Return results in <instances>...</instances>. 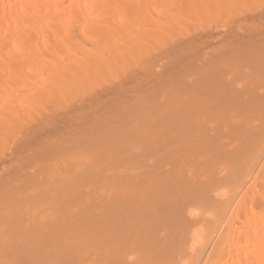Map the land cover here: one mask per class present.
I'll return each mask as SVG.
<instances>
[{
    "label": "bare ground",
    "instance_id": "obj_1",
    "mask_svg": "<svg viewBox=\"0 0 264 264\" xmlns=\"http://www.w3.org/2000/svg\"><path fill=\"white\" fill-rule=\"evenodd\" d=\"M141 1H143V3H141ZM214 1L216 0H177V4H175L172 2V0H160L159 3L155 4L156 2H154L153 0H0L1 152L3 149V152L0 153V205L2 204L0 206V220H3L6 225L3 228L4 222L0 221V223L2 222L0 226L3 225L0 227V264H264V26L261 28L260 25V29H262H259L261 31L260 36L258 32L259 30L256 34V29L249 30L251 27H249V29L243 28L244 30H249L248 34L255 31L254 33L256 35H253V33L250 34V37L251 35H253L251 38H249L250 40H252V42L256 39V42H258V38L260 40L258 42L260 43L259 45L255 41L254 42L256 45L260 46L259 48H261L262 54L260 52V56H258L259 54L257 55L258 57L252 55L253 57H255V59H257V61H261L258 65H256L257 63L254 62V58H251L252 56L249 54V52H247L250 56H248V59L250 58L251 60H247L244 58L245 61L243 60L242 62V59L240 60L239 57L240 54L238 56L235 55L239 51L236 50V52H233L234 48H232V54L228 49L230 55L232 54L230 56L229 52L225 53V51H227V46L225 47L224 44L218 45L215 50L216 52H214L216 58L213 56L210 57L212 59L209 58L211 61L207 58V61L202 62L205 60V58H202L201 56V58L204 59L201 60V58L199 57L201 61L200 63L202 64L200 65V63L197 62V64H199L197 67H195L196 69L193 67L195 69L194 77L197 75L195 78H193V81L196 83L195 86H197V90L196 88H193L194 86H187L184 88L183 86H181L180 88L179 83V85L176 84L174 88L171 85L172 88H170L172 89V93L169 95L167 93V95L170 96L173 95V93L177 96L180 95V105L178 103H176L175 106H173V104H170V107L173 109V111L165 110L166 107L163 111V106H161V110L159 112H165L166 115H163L162 113L164 118L160 117L161 119H159V117H157V119L152 120L154 116L158 115V111L152 110L151 112V109H148L147 107H143L145 110L141 107L140 108L142 110L138 109L139 105H137L138 103H135L133 104V108L135 106L138 107H135L136 112H138L137 114L134 113V116L132 113V120L134 123H131L132 125L129 124L128 126L122 125L123 123L121 120H118V116L116 120V115L115 118L113 117V115L118 111L114 112V114L112 113V111H106L108 107L113 106V104L115 105V103L117 104V102L111 104L110 106L107 105V108L104 104L109 98H112V96L113 98L117 97L118 93L121 92L122 89H124L125 91L126 88L124 87H126V85L133 86L132 83L134 80L130 79L126 82V80L119 81L117 79L119 83L117 82L114 87H111L112 85H114L112 82H110L112 84L111 86L107 85L104 87L102 84V87L101 83L103 82V72H105L103 70L104 63L111 65L112 69L114 68V66L118 67L117 65H119V67H124L126 70L129 69L130 73L131 67L133 68L132 71L135 70V72H139V74L140 72L144 73V71L142 70L145 69V72L149 71L150 73H153L154 70L150 71L148 69H158V63L157 67L155 66L156 68L152 66V64L155 63V60L156 62L158 61V58L155 57L157 53H149L148 58L150 59V61L144 62L143 60V64L142 59H140L141 61H139L138 59L139 57L142 58V56H138V51L139 53H141L142 50V52L144 53L145 51H143V49L150 50L149 48L153 44L152 42H156L154 41L155 39L159 40L164 38L163 40H166V37L169 38L168 35L163 36L164 34L166 35V32H170V35L173 37L178 36V34H180V32L184 30L183 29L180 31L181 26L183 25L184 27L188 19L191 20L189 21V23H191L193 21H196L192 20L193 18H206L205 16L207 15V18L211 20L212 18L209 17V13L214 11V15V13L221 12L225 9L223 7L221 8L220 6L218 8L216 7L220 5V3L218 4V1L222 4L223 0H217L216 2ZM226 1L229 2L228 0ZM226 1L224 0V2ZM242 1L243 0H236L235 3L239 2V6H241L240 4H242ZM163 3H165L166 5H164ZM167 3L169 6H167ZM235 3H233V5ZM155 5H161L162 7L165 6V8L168 7V9L171 8V10L169 9V11L172 12L168 13V10L166 9V11L165 8L163 9L161 6V10L159 7H157V9L155 7L154 9ZM224 7H228V5ZM234 7L236 8L237 6ZM237 8L236 10H239L242 7L239 9ZM162 10H165L166 12L164 13L168 14L165 15L164 13H161L162 16L165 15L163 18L166 20H168L172 14L174 17L181 14V16H179L182 17V19L180 18L182 20L181 23L184 21L185 24L183 23L181 25L179 20L178 25L180 24L181 26L180 28L177 26L178 29L176 30H179V33L176 36H174L175 33L172 32V30L168 31L169 28L166 27V24L162 25L158 23L159 20L152 19L153 16H151L150 13L149 16L151 17L148 22H145V24H148L149 22L153 24V26L151 25V30L150 26H148V30V28L146 27L147 25L145 26L144 24L142 25L145 26L146 30L140 27L137 28V26L142 23L140 20H137L139 18L135 17L136 20L135 18H131L132 21L130 20V18H128L130 22L126 20L125 24L121 18L122 16H120V13L123 14V12L121 11H124V17L125 15H127V17H130V15L128 14H133L132 12H138L140 13L138 16L144 14L146 16V20H148L147 12L158 11L157 13H159L162 12ZM118 11H120V13L117 14ZM183 11L185 13H183ZM125 12L128 13L126 14ZM155 12L152 14L155 15ZM195 14H198L199 16L197 17L195 16ZM222 14H225V17H227V19L224 21L226 22L229 19V14ZM256 14H260V16H263L264 19V13L257 12ZM118 15L120 17H118ZM157 15L155 16L157 17ZM213 15L212 17H214L216 14L214 16ZM234 15H237V12ZM253 15L252 20L260 22L263 21V19L261 20L262 17L258 19V16L256 17L255 15L254 17ZM185 16L187 17V19ZM127 17L125 18L127 19ZM158 18L160 19V17ZM236 20L239 19L236 18ZM247 20H249V17L248 19H246V23L248 22ZM170 22H172V20H170ZM197 22H199V19L197 20ZM250 23H252V21ZM133 24H137V26H133ZM156 24V31H154V26ZM233 24L232 29H234L235 26L237 27H235L236 29H239V25L234 26ZM238 24H240V22ZM196 25L194 26L196 27ZM160 26V30H163L164 27H166L165 29H167H164L165 31L163 30V33L165 32L163 35L162 32L157 29L160 28ZM203 27L202 30H197L196 28V30H193V32H195L191 34L188 33L189 35L185 33L187 36H184V33L181 32L183 34L182 36H179L180 38L178 37L177 39H174L172 40V42H170L173 47L177 43H179L180 45L183 44L190 46L191 44L196 45L197 43H200L204 40H208L210 38L212 39L215 34H212V30L210 31L207 26V28ZM255 27L257 28V25ZM241 28L242 27H240V29ZM244 30L242 31L244 32ZM184 32H186V30H184ZM172 33L174 35H172ZM235 33L238 34L237 32ZM245 33L247 32L245 31L244 34ZM232 34L233 35L229 36L232 41L233 39L239 38L240 34L237 35L238 37L236 35L234 36V33ZM151 35L153 36L154 40H152L153 38L150 37ZM155 35L157 36L155 37ZM223 35L224 37H222ZM140 36L145 37L146 43L147 41L150 42V40H152V42H150L151 45L148 46L144 42L145 45H147L146 48L143 45L144 48L140 49L142 46H140L139 43H141V41H144V39H142L141 41L138 39L142 38ZM222 36L220 37L219 35L220 38L229 39L227 38V36H225V34H222ZM254 36H256V39H252L254 38ZM219 37L217 38L221 41L220 43L225 41L231 42L230 39V41L223 39L222 41L221 39H219ZM130 38H132V40ZM240 38H242L241 35ZM240 38L238 39L239 41L236 40L238 44L241 42ZM246 38H242V40H244V43ZM170 39L167 40V44ZM158 40L157 44L160 45L161 40H159V43ZM215 40L217 39L215 38ZM215 40L214 42H219L218 40ZM135 43L137 44V46L135 45ZM246 43H248V41H246ZM123 46H129L130 48L124 50ZM250 46L252 47V44ZM133 47L136 48L134 49ZM154 47H156L155 44ZM166 47L163 48V50L165 49L164 51L168 50L166 49ZM176 47H174V50H176ZM237 47L235 49H237ZM116 48H119L120 50H117ZM132 48L135 50V52ZM252 48H254V50L256 49L255 47ZM197 49L199 48L197 47ZM118 51L120 52V54L115 53ZM127 51H130L131 53L129 54ZM202 51L204 52L205 50L202 49ZM111 52L119 56L114 57L115 61L111 58ZM136 52L137 57L133 55V53L136 54ZM152 52H154L153 49ZM156 52H158L157 49ZM106 53L108 56L106 55ZM143 53H141L140 55H143ZM244 53L246 52L244 51ZM103 54H105L106 56H103ZM150 54L155 58H151ZM179 54L177 55V57H179L180 59L181 57L179 56ZM197 54L198 56H200L199 53ZM251 54H253L252 51ZM228 55L230 58L228 57ZM130 56L132 57V59L135 58L133 63L128 62ZM169 56H171V54L168 55V57ZM160 57L161 56H159V58ZM121 58L126 59V61L124 60L125 62H128V65H126H130L131 67L129 66L127 69L124 63L119 62ZM171 58L174 60L172 56ZM193 59L185 61L190 62ZM171 60H169L168 62H170ZM151 61H153V63H151ZM194 61L196 62V60ZM237 61H239V63ZM246 61H249L247 62L248 64L246 63ZM137 62H139L140 65H144L145 67L142 66V69ZM230 63H232L231 65L234 64L235 68L237 69H239L240 66L243 69H241L242 71L245 70L243 67L244 65H247V67L252 65L254 68H256V71L253 72L252 70L255 69H253V67L251 66L252 68L250 67V70L244 71L245 74H242L243 72L240 70H238V72L240 73V75L242 74L244 78L246 77L247 79L248 77V79H250L249 82H251V80L253 79L256 82H251V84L253 83L251 85L242 77V75L241 77L237 76V72L236 74L233 73L237 69H233L234 67H231ZM180 64L182 65V63ZM254 64L256 66H254ZM134 65L138 68V71L136 70ZM169 65L172 66L173 69L176 67L175 64V67L172 64ZM183 66L184 68L186 67L185 65H182V67ZM194 66H196V63ZM139 68H141L142 70ZM229 68L233 69L231 70V73L230 71L228 72ZM190 69H184L188 73L187 75L185 72L187 76L191 74H189ZM126 70L124 71L125 73ZM174 71L176 70H173V72ZM259 71L261 74L259 73ZM100 72L102 74H100ZM150 73L148 75H150ZM226 73H230L231 75L233 74L234 77H228ZM156 74L157 71L155 75ZM159 74L161 76V73L158 70V75H156L157 78H160ZM100 75H102V77ZM169 75L170 76L167 79L170 80L171 74ZM178 75H175L177 78H173L178 79ZM182 75V78H179L183 80L186 76ZM254 75H256L257 77L255 76L254 78ZM235 76L237 78L239 77L240 79L238 78L237 81H233L237 79ZM145 77H147V75H145ZM50 78L57 81V91H59L58 96H60V94L63 92L60 96L63 100H65L63 95L65 94L66 96V93H69L65 91L67 90V86L76 87L77 85H79L76 88V90L78 89L76 93H78L79 95L81 93V95H83V89H85V91L88 89L87 91L89 92H85V94L87 93V95H89L76 97L77 100L79 98L81 99L78 101L75 99V105V102L73 101V99H71L73 107L66 110L67 112L65 111V113L63 111L62 115L60 116L56 115L61 112L60 110L57 111V108H59V102L57 100L60 97L55 95L57 91L55 93H51V95L49 94L48 91L51 88L53 90L54 86L53 84L52 86L49 85V82H51L52 80L47 82ZM110 78H114V76L109 77V79ZM133 78L136 79L135 75ZM142 78L144 79V77ZM180 79L176 81H179ZM42 80H45V82H47V90L41 89L40 91V89L35 88L36 85L38 87L40 83L41 86H39V88H46L43 87ZM163 80L166 81L165 78ZM100 81L101 83H99ZM171 81H173V79ZM189 81H191V78L189 79ZM152 82L149 87L153 86ZM175 82L173 81L172 83H169V86L170 84H173ZM188 82L186 81V83ZM84 83L87 84L84 85ZM104 83H107V80ZM135 83L137 87L138 84L137 82ZM54 84H56V82ZM166 84L164 85L165 87ZM90 85L92 87H90ZM143 85H148V83ZM81 86L83 89L81 88ZM159 86L160 84L158 85V87ZM140 87L142 86L140 85ZM90 88L94 90H90ZM175 88L177 89V91L175 90L176 92L174 91ZM32 89H34V91H31ZM43 90L45 92H43ZM93 91H96L97 93ZM99 91L102 93H100ZM189 91L192 92L190 93ZM136 93H139L138 95L140 96L139 91ZM142 93H144L143 95H141V97L143 98L146 92L142 91ZM151 93L152 92L148 94ZM186 94H189L193 98L194 96L198 98V102L200 103L198 108L196 107V99L194 98V101L192 100V103H190V100L188 101L187 98H184ZM148 96L150 97V95ZM53 97H57V100L55 99L54 101ZM74 97L75 96L73 95V98ZM88 97L89 99H87ZM145 97L144 99H146ZM50 98L53 101H50ZM82 98L87 100L83 99V101ZM38 100L43 101V103H39ZM29 102L33 104H31L30 106L27 105ZM145 102L144 104L147 105V103ZM54 103L56 104V107L58 105L57 108H55ZM193 103L195 105L194 108L192 106ZM42 104H44L43 107H41ZM118 105L120 106V104ZM46 106L49 107L46 108L48 109L47 111H45L46 109L44 110V107ZM53 106L55 109L53 108ZM183 106L187 107H184V109ZM103 107L105 109L104 111L108 112L107 114L105 113V115L110 114L111 116L104 115L102 117L101 115L100 117H97L101 113L100 110ZM123 107L126 106L123 105ZM180 107L183 108V110H180ZM34 109L38 110L35 111L37 112V114L34 112ZM49 109L50 111H52L50 112ZM108 109L110 110V108ZM176 110H178L177 113ZM193 110L194 112H192ZM99 111L100 113L98 114ZM40 112L42 113V115L40 114ZM23 114L24 117H28V115L30 117V114H33V117L35 118L32 119H34L35 121L31 120V118H24ZM90 114L93 115L92 118L88 117V115ZM36 115H38L39 118H43L44 116L46 119H49H44V124L47 122L58 124L55 125V127L57 126V128L53 129L54 126L53 124L51 125V123H49L48 126H44L42 122L38 124V121L36 123V126L34 127L37 128L38 125L39 127L35 132H33L32 128L34 127L32 125L37 121ZM47 115L49 116L47 117ZM122 115L125 114L122 113ZM137 115H139L140 118H142L143 115L144 117L152 118H147V121L149 122L145 124L147 122L146 119H144V121L137 117ZM107 117L110 120H108ZM167 117H169L171 120H166ZM77 119H79V122L81 121V123L77 121V123L80 124L79 127L76 122V124L73 123V121ZM99 119L102 122H106L102 123ZM172 121L175 123L179 121V123L171 124ZM137 123H143V126L145 127V134L144 132H142V134L139 132L140 135L137 134L138 136H135V134L138 133L140 126L139 124L137 125ZM149 123L151 124V126H148L150 125ZM154 123H156V125ZM71 124L73 126L77 125L75 126L76 130L75 128L73 130L71 129ZM100 124H105L106 127L110 124L113 125V127L115 126L117 129L122 126L123 128L126 127L128 131H126L125 129L124 137H121L117 132L114 133L112 131H108V134L106 127L104 128L105 133H101V131H99ZM152 124H154L155 126ZM30 126L32 128L29 133L28 130L30 129ZM48 127L53 128L52 130H50L51 128L49 130H46L48 129ZM59 127H64L66 129H61ZM17 128L19 130L21 128L22 129L21 131H19ZM67 128H70L72 132L74 131V133L75 131L79 130L81 133H75V135H77L76 139L81 137L79 135L85 137H82V143L80 138L75 140L74 133H72V136H69L68 133L62 131L64 130L69 132ZM132 128H134V130ZM11 129L17 131H14V133L13 131H11V133L7 134ZM23 129L26 130L23 131ZM59 129L62 131V134L59 132ZM135 130H137V132ZM18 131L19 134H17ZM57 133H60L61 136H59L60 134L57 135ZM160 133L162 135H159ZM106 134L111 135L107 137ZM148 134L153 137L152 139L150 138L149 142H147L145 137H148ZM155 134L156 136H153ZM25 135L26 137H23ZM63 135L68 137L67 141L63 140V142L67 145V147H70V152H72L74 148H76V150H74L72 153H75V151L78 150L80 151L79 145L75 144V141H80V145H82L83 143L85 145H90L91 148H88L86 152H88V154L92 152L93 154L85 156L86 154L84 151H82L84 154L82 152L79 153L81 154L80 162H82L83 160L85 161L86 158H89L84 163H82L83 165L81 164L82 166L85 165L86 168L84 167L83 169H79L78 165H80V155H72L69 152L68 155L72 156H69L68 158L64 157V161L65 159L66 161L73 159V162L74 159H79L78 163H76L77 165H75L74 163H71L70 166H68L69 163L67 165H64V169L65 166L67 169L68 167H70L69 170L64 173L67 177H62L64 175H62V173L60 172L57 173L56 170L63 171L61 168V170L58 168L52 171L53 173H55L56 171V174H61V179L67 178L66 182H64L63 185L58 186L59 191L57 190V193L55 192V190L58 187L54 189V191H52L53 189H51V193L54 192V194H58L61 191L63 193L62 197H59L57 195L58 197H55L56 199L54 200L53 194L52 196L48 194L50 192H48V190H46L45 188V177L41 176L42 174L40 173H44L42 165L44 164L43 162H46L45 160L47 158V154L49 153L48 148L50 150L51 145H53L51 147H53L52 149H54H51L53 151L51 155L53 154L54 157L55 155L56 157L58 156L60 149L56 144H63L61 139L66 138L62 137ZM55 136L57 138L58 136L61 137V139H56L57 142L60 140L61 141L58 143L53 142V144L50 143L49 145L47 142L50 139L53 140ZM6 138H8V141L6 140L7 143L11 144L7 146L8 144L5 143L7 147L3 145V142H5L4 139ZM132 139H135L136 141L133 142V146L135 144V148L133 149L132 147L131 150H129L133 153L129 152L126 148L121 147V145L119 144V142L122 141L128 143L130 141L127 140L132 141ZM10 140L11 142H13H9ZM68 140L71 141H69V144ZM114 141L116 143V146ZM106 142H108L110 146H107ZM117 143L118 146L123 148L121 149L124 154L123 158H121L120 154H118L119 156L117 157L115 156ZM1 144L4 146V148H2L3 146ZM13 144L14 148L12 149V151L10 150V152L8 148H12ZM72 144H74L75 146L71 150ZM112 144L115 147L114 150L111 147ZM151 145H153L152 147L154 148H152ZM165 145L166 147L164 148ZM155 146H158L157 149H155ZM45 147L47 148L48 153L46 152ZM62 147L64 148V146ZM109 147H111V149ZM145 147L148 148L146 149ZM6 149L8 150V152ZM29 149L35 150V152L36 150L39 151L41 149L46 153V155H44L45 160L44 158H42L43 155L40 156L44 161L41 162V159H39L40 161L38 160L41 166L39 164H36L35 167L32 168V170L36 169L37 171L39 169H42V171L39 170V172H36V175H28V173L25 174L23 172V165L24 163H27L25 162L24 157L26 158L25 155L28 154ZM144 149L148 152L146 154L148 155L147 159H145L146 155H144ZM149 149L151 150V152ZM26 150H28L27 153L24 152ZM134 150L138 152H135ZM39 153L37 155H39ZM134 153H142L141 155H144L142 159L144 160L139 161L137 155ZM6 154L10 155L9 160H7L5 156ZM131 154H133L134 157ZM83 155L85 156V159ZM126 157L128 158L126 159ZM129 157H133V160H136L138 163L136 161H133ZM109 158L110 160L112 158V161H114L113 163H115L116 161V164L122 161L121 159H124L125 162H120L118 164L119 166L117 165V167L113 168H108V165H104L103 167H101L103 163L102 160H107V162H109ZM9 161H13L11 165H9ZM34 163L38 162H33V166ZM56 164L58 163H55L54 167ZM133 165H137V167H134ZM38 166L41 168L37 169ZM72 166L74 168H78L73 171L72 169L74 168ZM10 170H12L11 176H9ZM70 170L72 171L71 173ZM50 172L48 171L47 173ZM49 176H46V178L48 177L49 179H52V181H55L53 180L52 176L51 178ZM58 179L55 181V183L58 182ZM61 179L60 181L64 180ZM51 183L46 184L47 188L48 184ZM55 183L53 182L52 184ZM45 192L51 197H46L47 194ZM43 193H45L43 200L48 201L49 198H53V202L51 203L50 208L48 207L49 212H47V208L44 207L42 198H39L40 196L42 197ZM27 198H35L39 199L40 201L42 200V202H40L39 200H34L35 202L37 201L36 203L33 202V200L30 201L33 202V204L35 203L36 207L38 206V203L39 205L43 204L42 207L44 209L41 206L37 207L40 209V211L37 212L39 215L45 214L43 218L42 216H40L41 219H36L35 217L37 216L38 218V215L35 212L34 214L36 216L32 214L33 211L30 213L32 204L30 203L31 205L29 204V207H27V203L29 202L24 203L23 201L24 199L26 201ZM29 199L27 201H29ZM51 199L49 201H51ZM11 207L12 209H10ZM26 207L28 211L26 210ZM4 209H8L10 211L8 212ZM20 209L21 213L19 212ZM23 210L24 212H29L31 217L28 216V218H26L25 216L27 213H25V215L22 214L24 213L22 212ZM14 211H16L15 214L19 212L22 215H19V213L17 215H14ZM45 212L49 214L52 213V216L48 215L49 217L51 216V219L48 218V216L46 215L47 213ZM32 215L35 217H33ZM60 215H65L66 217H59ZM18 216H22L24 219L19 218Z\"/></svg>",
    "mask_w": 264,
    "mask_h": 264
},
{
    "label": "rangeland",
    "instance_id": "obj_2",
    "mask_svg": "<svg viewBox=\"0 0 264 264\" xmlns=\"http://www.w3.org/2000/svg\"><path fill=\"white\" fill-rule=\"evenodd\" d=\"M145 1H146V0H145ZM148 1H150V0H148ZM153 1L156 2L155 4H157V3H159L160 0H153ZM174 1H175V2H174ZM176 1H177V0H172L173 3L177 4ZM179 1H180V0H179ZM209 1H210V0H209ZM216 1H217V0H216ZM216 1H214V2H216ZM220 1H222V0H220ZM225 1H226V0H225ZM228 1H229V2H227V1L224 2V0H223V1H222V4H224V5H222L221 2L218 1V4L220 3V5H218V6H216V7L218 8V7L220 6L221 8L223 7V8H225V9L222 10L221 12L214 13V15L216 14L215 16L213 15V12H214V11H212L211 13H209V12L211 11V10H210V11L208 12V13L210 14L209 17L212 18L211 20H210L209 18H207V17H208L207 15L205 16V17L207 18V21H206V18H200V17L197 18V19H194V18H193L192 20H196V21H193L195 24H194L193 22H191V23H192V26H191V23H189V21H191V20L188 19V21L186 22V25H184L185 28H184L183 25H182V24L184 23V21L181 23V21H182V20H181L182 17H179V16H181L180 13H179V14H180L179 16L176 15L175 17H174L173 14H172L168 20H166V19L163 18L165 15H168L167 13H166V14L164 13V12H166L167 10H168V13H171V12H172V11H171V12L169 11V9L171 10V8L168 9V7H167V6H169L168 3H167V6H166L167 8H165V6L162 7L161 5H155V6H154V9H155V7H156V9H157V7L160 8V6H161L163 9L165 8V10H166V9H167V10H166V11H165V10H164V11L162 10V12H159L160 14L157 13L158 11L155 12V11H156V10H155V11H154V12H155V15H157V14L160 15V16L157 15V17H156L155 15L152 14V13H154V12H150V11L147 12L148 15H147V14H146V15L148 16V20H146V16H145L144 14L138 16V15L140 14V13H138V12H136L137 15H136L135 12H132L133 14H128V15H130V17H129V16L127 17V15H125V17H127V19H126V18L124 17V11H121V12H123V14L120 13V11H118L117 14L120 13V16H122L121 18H122V20L124 21L125 24H126V20L129 21L128 18H130L131 21H132V19L135 18V17H136V18H139V19H137V20H140L142 23H141L140 25H138V26H137V24H136V25L133 24V26L135 25V26H137V28L140 27V28L146 30L145 26L147 25L146 27L148 28V30H149V27H148V26H150V30H151V28H152L151 25L153 26V24H151L150 22H149L150 24H149V23H148V24H147V23L145 24V22H146V21L148 22L149 19H150V17L153 16L152 19L159 20V22L157 21L158 23H160V24H162V25H165V24H166V25H167L166 27L169 28L168 31H169V30H172V32L175 33V35L172 33V35H174V36H176V35L179 33V32H178L179 30H178V31L176 30V29H178L177 26L180 28V26L182 25L181 28H180V31L184 29V30H186V32H184V30H183V31H181V32H183L184 34L180 32V34H178V36L173 37V36L170 35V34H171L170 32H166V35H165V34H164L165 32L163 33V30H164L166 27H164V29H163V27H162L163 30H160V29H161V26H160V28H157V29H158L159 31L162 32V35L164 34L163 36H167V35H168V37H169V38L166 37V38H165L166 40H163L164 38L159 39V40H161V41H160V45L157 44V40H158V39H155V40H154V38H153L152 35H151L150 37L153 38L152 40L156 41V42L154 43V42H152V40H150V42L153 43L152 45H151V43L148 42V41H147V43L145 42V41H146L145 37L140 36V37H142V38H141V39L138 38L140 41H141L142 39H144V41H141L142 45H141V43H139L140 41L138 42V43L140 44V46H142L140 49H143V48H144L143 45L145 46V48H146L147 45H148V46L151 45V47L149 48L150 50H148V49H147V50H146V49L144 50V49H143V51H145L144 53H143L142 50H141V53H143V55H140L141 53H139V51H138V56H142V58H140V57L138 58L139 61H141L140 59H142V62H143V60H144V62L150 61V59L148 58V57H149L148 54H149V53H151V54H156V53H157L155 57L158 58V61L156 62V60H155V63H156V64L153 63V61H151V63H153L152 66H154V67H155V66L157 67V63H158V69H157L156 67H155L156 69H152V68H149V69H148V68L146 67V68H147L148 70H150V71H151V70H152V71L154 70L153 73L151 72L152 74H151L149 71H148V72H145V71H146L145 68H144L145 70H142L143 67H145V66H144V65H140L139 62H137V63H139V65H140L141 68H142V69H141V68H139V69H141L142 71H144V73H141V72H140V74H139V72L136 73L135 70L132 71L133 68L129 65V66L131 67V68H130V69H131V73H130V71H129V69H128L129 66H127V65H128L127 63H128V62L133 63V61H134V59H135V58L132 59L131 56H130V59H129L128 62H125L126 59H124V58H121V59L119 60V62H122V63H124L125 65L127 64L126 67H127L128 70H126L124 67H123V68H122V67H119V65H117L118 67L114 66V68L112 69V68H111V67H112L111 65H108V64H105V63H104V65H103V70H104L105 72L102 71V72L104 73V74H103V79H102L103 82H102V83H101V81L99 82V83H101V86H102V84H103L104 87L107 86V85H108V86H109V85L111 86L112 84H111L110 82H112L114 85H112L111 87H114L115 84H116L117 82L119 83L120 80H123V81L126 80V82H127V81H129L130 79H132V80L134 79V80H133V83H132L133 86H129V85L127 86V85H126V87H124V88H126L125 91H124V89H122V91L118 93V96L120 95L119 97L117 96V97H114V98H113V96H112V98H109V99L104 103L105 106H106V108H107V107L110 106L111 104L117 102V104L115 103V105L113 104V106H111L112 108H111V107H108V108H110V110L107 108L106 111H107V110H108L109 112L112 111L113 114H114V112H117V111H118L117 113H115V114L113 115V117L115 118V115H116V118H115V120H116V119H117V116H118V120H121L122 123H123L122 125H127V126H128L129 124L134 123L133 120H132V113H133V116H134V113L137 114L138 111L136 112V108H138V107L135 106L136 108H135V107L133 108V104H135V103L137 104V103H138V104H137V105H139V108H138V109H141V108H143V107H145V108L147 107L148 109H151V112H152V110H153V111H155V110L158 111V115L156 114L157 116H154L153 118L150 117V118H152V120H153V119H157V117H159V119H161V118L163 117V115L165 114V112H159V111L161 110V106H163V107H162V108H163V109H162L163 111H164L165 107H166L165 110H167V111H173V109L170 107V104H173V106H175L176 103H178V104L180 103V101H179V98H180L179 96H180V95L177 96V95H174V93H173V95L168 96L169 94L172 93V89H171L172 86H173V88H174L175 85L179 83V84H180V88H181V86H183V88H184V87H187V86H188V87H189V86H192V87L194 86L193 88H196V87H197V86H195L196 83L193 81V78H195V77L197 76V75H196V76L194 77V75H195V69H196L195 67H197L198 64L201 62L200 59H199V57L201 58V56H202V58H205V60L201 58V60H204V61H202V62L207 61V60H206L207 58H208V60L212 59V58H210V57H213V56L216 58L214 52H216L215 50H216V48L218 47V45H221V44H224L225 47L227 46V47H226V48H227V49H226L227 51H225V53H226V52H229L228 49L230 50V52L233 51L232 48H234V51H233V52H236V50L239 51V52L236 53L235 55L238 56V55L240 54L239 57H240V60L242 59V62H243V60L245 61V59H247V60H251L250 58L248 59L249 54H250L251 56L253 55V56H255V57L260 56L261 48H259L260 46H258V45L260 44V43H258V42L260 41L259 38H258V42H256V40H257V39L255 38L256 36H254V38H252V39H256V40H254V41H255L258 45H256L254 41L252 42V40H250L249 38H251L255 33L257 34L258 32H259V36H260V32H261L260 30H262V29H260V25H261V28L264 26V24H263V21H264L263 16H260V14H258V15L256 14L257 12H259V13H261V12L264 13V0H243V1H242V4H240L241 6H239V2H236V3H235L236 0H232V1L228 0ZM151 2H152V1H151ZM162 2H164V1H162ZM165 2H166V1H165ZM202 2H203V1H202ZM231 2H232V3H231ZM141 3H143V1H141ZM147 3H148V2H147ZM233 3H235V4L233 5ZM237 3H238V4H237ZM240 3H241V1H240ZM163 4L166 5L165 3H163ZM211 4H212V3H211ZM225 4L228 5V7H224V6H226ZM236 4H237V5H236ZM147 5H148V4H147ZM173 5H174V4H173ZM215 5H216V4H215ZM221 5H222V6H221ZM229 5L234 9V11H233V9H232ZM232 5H233V6H232ZM170 6H172V5H170ZM212 6H213V5H212ZM234 6H237V7H239V8L242 7V8L239 9V8L236 7L237 9H239V10H236V8H235ZM214 7H215V6H214ZM216 7H215V8H216ZM229 7H230V8H229ZM162 8H160V10H161ZM174 8H175V7H174ZM211 8H212V7H211ZM215 8H214V9H215ZM226 8H228L229 10L226 9ZM172 9H173V8H172ZM214 9H213V10H214ZM231 9H232V11H231ZM173 10H174V9H173ZM208 10H209V9H208ZM151 11H153V10H151ZM188 11H189V10H188ZM194 11H195V10H194ZM219 11H220V9H219ZM225 11H226V12H225ZM227 11H228V12H227ZM236 12H237V15H238V16H237V15H234ZM240 12H242V13H240ZM125 13H126V12H125ZM127 13H128V12H127ZM127 13H126V14H127ZM130 13H131V12H130ZM149 13L151 14V16H149ZM156 13H157V14H156ZM161 13H164L165 15L162 16ZM181 13H182V12H181ZM183 13H185V12L183 11ZM201 13H202V12H201ZM205 13H206V12H205ZM222 13H228V14H229V15H228V18H229V19H228L226 22H224V21L227 19V17H225V14H222ZM232 13H233V14H232ZM249 13H250V14H249ZM251 13H252V15L254 14V15H253L254 17H255V15H256V17L258 16V17H257L258 19L262 17L261 20L263 19V21L260 22V21L252 20V15H251ZM174 14H176V13H174ZM241 14H242V15H241ZM131 15H133V16H131ZM200 15H201V14H200ZM202 15H203V14H202ZM212 15H213L215 18L212 17ZM222 15H223L224 17H223ZM226 15H227V14H226ZM231 15H232V16H231ZM245 15H246V16H245ZM247 15H248V17H249V20H247V21L249 22V23L247 22L248 24L245 22L246 19H248ZM261 15H262V14H261ZM263 15H264V14H263ZM120 16L118 15V17H120ZM182 16H183V15H182ZM186 16H187V13H186ZM186 16H185V17H186ZM189 16H190V15H189ZM191 16H192V14H191ZM193 16H194V15H193ZM195 16L198 17L199 15H198V14H197V15L195 14ZM195 16H194V17H195ZM221 16H222L223 18H222ZM230 16H231V17H230ZM244 16H245L246 18H245ZM158 17H160V19H159ZM176 17H179V18H176ZM183 17H184V16H183ZM201 17H202V16H201ZM131 18H132V19H131ZM136 18H135V20H136ZM157 18H158V19H157ZM180 18H181V19H180ZM189 18H191V17H189ZM195 18H196V17H195ZM213 18H214V19H213ZM219 18H220V19H219ZM230 18H231V19H230ZM234 18H235V19H234ZM236 18L239 19V20H236ZM257 18H256V19H257ZM186 19H187V17H186ZM198 19H199V22H197ZM204 19H205V20H204ZM250 19H251L252 23H250V22H251ZM253 19H254V18H253ZM258 19H257V20H258ZM135 20H134V21H135ZM170 20H172V22H170ZM179 20H180V24H181V25H180V24L178 25ZM184 20H185V19H184ZM134 21H133V22H134ZM140 21H139V22H140ZM204 21H206V22H204ZM233 21H235V22H233ZM253 21H254V22H253ZM129 22H130V21H129ZM229 22H230V23H229ZM237 22H238V23L240 22L241 25L238 24ZM241 22H242V23H241ZM243 22H244V23H243ZM258 22H259V23H258ZM127 23H128V22H127ZM131 23H132V22H131ZM137 23H138V22H137ZM197 23H198V24H197ZM199 23H204V24H199ZM218 23H219V24H218ZM233 23H234V24H233ZM253 23H254V24H253ZM256 23H257V24H256ZM138 24H139V23H138ZM142 24H144L145 26L142 25ZM184 24H185V23H184ZM188 24H190V25H188ZM196 24H197V25H196ZM222 24H224L225 26L222 25ZM226 24H227V25H226ZM232 24H233L234 26H235V25H239V27H238L239 29H236V28H237L236 26H235L236 28L234 27V29H232V28H233V27H232ZM252 24H253V25H252ZM130 25H131V24H130ZM187 25H188L189 28L187 27ZM194 25H196V27H195ZM198 25H199V26H198ZM200 25H201V26H200ZM209 25H210V26H209ZM220 25H221V26H220ZM254 25H255V26L257 25V28H256ZM156 26H157V24L154 26V29L156 28ZM158 26H159V25H158ZM197 26H198L199 29L197 28ZM203 26H205V27L207 26L208 29H210V31L212 30L211 33H212V34H215L214 37H212V39L210 38V39H208V40H204V41L200 42L201 44H200V43H197L196 45H195V44H191L190 46H189V45H183V44L180 45L179 43H177V44L175 43L176 45L174 44V45H175L174 47L177 46L178 49H177V47H176V50H174L175 48H174L173 45L171 44L172 40L177 39L179 36H182V34H183L184 36H187V35H189V34H191V33H194L195 31L193 32V30H196V28H197V30H202V27H203ZM211 26H212V27H211ZM223 26H224V27H223ZM252 26H253V28H252ZM182 27H183V28H182ZM200 27H201V28H200ZM205 27H203V28H205ZM207 27H206V28H207ZM220 27H221V28H220ZM240 27H242V28H241L242 30H244V29H246V28L249 29V27H251L252 29L250 28L249 30H255V29H256V30H255L256 32H255V31H253V32H251V33L249 32L250 34L253 33V35H251V37H250V34H248V31H249V30H248V29H247V30H244V32H245V31L247 32V33L244 34V32L240 29ZM258 27H259V28H258ZM131 28H132V27H131ZM192 28H193V29H192ZM218 28H219V30H218ZM243 28H244V29H243ZM154 29H152V30H154ZM190 29H191V30H190ZM228 29H229V30H228ZM259 29H260V30H259ZM165 30H167V29H165ZM165 30H164V31H165ZM189 30H190V31H189ZM217 30H218V31H217ZM258 30H259V31H258ZM154 31H156V29H155ZM154 31H152V32H154ZM191 31H192V32H191ZM214 31H215V32H214ZM257 31H258V32H257ZM235 32H237L238 34H240L241 37H242L243 39H245L246 36H247V38H246V40H245V43H244V40H242V38H240V35H239V38H240L241 42H240L239 44H238L237 41H236V40H238L239 38H238V39H233V41H232V39H230L229 36L233 35L232 33H234V36H235V35H236V36L238 35V34H236ZM241 32H243V33H241ZM254 32H255V33H254ZM168 33H169V34H168ZM185 33H187V35H186ZM188 33H189V34H188ZM216 33H218V34H216ZM145 34H146V33H145ZM150 34H151V31H150ZM150 34H149V35H150ZM158 34H159V33H158ZM160 34H161V33H160ZM222 34H225V36H227V38H229V39L231 40V42H227V41H225V42L220 43L221 41L218 40L217 37H219V35H220V37H221ZM256 34H255V35H256ZM146 35H147V34H146ZM169 35H170V36H169ZM156 36H157V35H155V37H156ZM159 36H160V35H159ZM259 36H257V37H259ZM220 37H219V39L222 40L223 38H220ZM222 37H224V35H223ZM237 37H238V36H237ZM160 38H161V37H160ZM170 38H171V39H170ZM179 38H180V37H179ZM215 38L219 41L218 43H220V44L214 42ZM130 39L132 40V38H130ZM150 39H151V38H150ZM168 39H170V40L168 41V44H167V40H168ZM229 39L224 38L223 40H229ZM247 39H248V40H247ZM148 40H149V39H148ZM159 40H158V43H159ZM180 40H181V39H180ZM217 40H215V41H217ZM223 40H222V41H223ZM230 40H229V41H230ZM249 40H250V41H249ZM127 41H128V40H127ZM127 41H126V42H127ZM136 41H137V40H136ZM170 41H171V42H170ZM181 41H182V40H181ZM238 41H239V40H238ZM246 41H248V43H246ZM144 42H145L147 45H145ZM165 42H166V43H165ZM173 42H174V41H173ZM177 42H179V41H177ZM204 42H205V43H204ZM127 43H128V42H127ZM127 43H126V44H127ZM130 43H131V42H130ZM169 43H170V44H169ZM225 43H226V45H225ZM227 43H228V44H227ZM249 43H251V44H252V47H255L256 49L254 50V48H252V47L250 46L251 44H249ZM154 44H155L156 47H154ZM213 44H215V45H213ZM216 44H217V46H216ZM248 44H249V46H248ZM253 44H254V45H253ZM122 45H123V44H122ZM124 45H125V43H124ZM129 45H130V44H129ZM132 45H133V44H132ZM132 45H131V46H132ZM135 45L137 46L136 43H135ZM166 45H167V47H166ZM193 45H194V46H193ZM228 45H229V46H228ZM242 45H243L244 48L242 47ZM133 46H134V45H133ZM158 46H159V47H158ZM181 46H183L184 49H183V47H181ZM200 46H201V47H200ZM208 46H209V47H208ZM237 46H238V47H237ZM123 47H124V50L130 48L129 46H128V47L123 46ZM123 47H122V48H123ZM157 47H158V48H157ZM165 47H166V49H168L167 51H164L165 49L163 50V48H165ZM197 47H198L199 49H197ZM236 47H237V49H235ZM133 48H134V47H133ZM133 48H132V49H133ZM135 48H136V47H135ZM135 48H134V49H135ZM154 48H155V49H154ZM161 48H162V49H161ZM200 48H201V50H200ZM205 48H206V49H205ZM208 48H209V49H208ZM116 49L118 50L119 48H116ZM134 49H133V50H134ZM138 49H139V48H138ZM152 49H153L154 52H152ZM156 49H157L158 52H156ZM160 49H161V50H160ZM202 49L205 50V51L208 52V53H206V52L204 51V52L206 53V54H205V53L202 51ZM210 49H211L212 51H211ZM252 49H253V50H252ZM117 50H116V51H117ZM119 50H120V49H119ZM191 50H192V51H191ZM199 50H200V51H199ZM243 50H244L246 53H244ZM259 50H260V51H259ZM114 51H115V50H114ZM146 51H148V52H146ZM176 51H178V52H176ZM181 51H182V52H181ZM210 51H211V54H212V55L210 54ZM251 51H252L253 54H251ZM127 52H128V51H127ZM134 52H135V50H134ZM169 52H170V53H169ZM172 52H173V53H172ZM179 52H180V54H179ZM201 52H202V53H201ZM230 52H229V55H230ZM233 52H231V53L233 54ZM247 52H249V54H248ZM256 52H258V53H256ZM115 53H119V54H120L119 51H118V52H115ZM121 53H122V51H121ZM128 53L130 54L131 52L129 51ZM145 53H146V54H145ZM161 53H162V54H161ZM163 53H164V54H163ZM184 53H186V54H184ZM197 53H199L200 56H198ZM255 53H256V54H255ZM113 54H114V53L111 52V58L114 60V57L117 56V55L114 54V56H113ZM151 54H150V57L153 58L154 56H153V55L151 56ZM165 54H167V55H165ZM170 54H171V56L174 58V60L171 58V56L168 57V55H170ZM172 54H173L174 56H173ZM178 54H179V56L181 57V58H180L181 60L179 59V57H177ZM183 54H184V55H183ZM204 54H205V55H204ZM208 54H209V55H208ZM232 54H231V55H232ZM245 54H248V55H245ZM254 54H255V55H254ZM258 54H259V55H258ZM261 54H262V52H261ZM104 55H105V54H103V56H104ZM106 55H107V53H106ZM106 55H105V56H106ZM133 55H134L135 57H137V52H136V54L133 53ZM147 55H148V56H147ZM181 55H182V56H181ZM185 55H186V56H185ZM206 55H207V56H206ZM223 55H225V54H223ZM229 55H228V57H229ZM231 55H230V56H231ZM241 55H243V56H241ZM244 55H245L246 57H245ZM257 55H258V56H257ZM107 56H108V55H107ZM159 56H161V57L159 58ZM162 56H163V57H162ZM166 56H167V57H166ZM183 56H184V57H183ZM197 56H198V57H197ZM208 56H209V57H208ZM253 56H252L251 58H254V60H255L254 62L257 63L256 65H258L261 61H260V60L257 61V59H255V57H253ZM117 57H119V56H117ZM155 57H154V58H155ZM165 57H166V58H165ZM182 57H183V58H182ZM187 57H188V58H187ZM189 57H190V58H189ZM196 57H197V58H196ZM225 57H226V56H225ZM235 57H236V56H235ZM249 57H250V56H249ZM126 58H127V57H126ZM161 58H162L163 60H162ZM184 58H185V59H184ZM193 58H194V59H193ZM195 58H196V59H195ZM209 58H210V59H209ZM215 58H213V59H215ZM229 58H230V57H229ZM244 58H245V59H244ZM107 59H109V58H107ZM117 59H119V58H117ZM127 59H128V58H127ZM131 59H132V61H131ZM160 59H161V60H160ZM167 59H168V60H167ZM171 59H172V60H171ZM177 59H178V60H177ZM190 59H193V60L190 61V62H189V61L186 62L187 60H190ZM237 59H239V58H237ZM237 59H235V60H237ZM124 60H125V61H124ZM136 60H137V59H136ZM164 60H165L166 62H165ZM169 60H171V61L168 62ZM185 60H186V61H185ZM194 60H196V62H195ZM197 60H199V61H197ZM227 60H228V59H227ZM235 60H234V62H235ZM240 60H239V61H240ZM252 60H253V59H252ZM114 61H115V60H114ZM137 61H138V60H137ZM193 61H194V62H193ZM210 61H211V60H210ZM229 61H230V60H229ZM239 61H237V62L239 63ZM110 62H111V61H110ZM144 62H143V64H144ZM163 62H164V63H163ZM197 62H199V63L197 64ZM230 62H231V61H230ZM242 62H241V63H242ZM247 62H249V61H246V63H247ZM252 62H253V61H252ZM116 63H117V62H116ZM167 63L172 64V65L175 64L176 67H175V65H174L175 68L173 69L172 66H170V65L167 64ZM180 63H182V65H185L186 67H185V68H184V66L182 67V65H181ZM185 63H186L187 65H186ZM193 63H194V65H195V63H196V66H194ZM206 63H207V62H206ZM114 64H115V63H114ZM114 64H113V65H114ZM117 64H118V63H117ZM135 64H136V63H135ZM141 64H142V63H141ZM154 64H155V65H154ZM201 64H202V63H200V65H201ZM231 64H232V63H230V65H231ZM244 64H245V63H244ZM244 64H242V65H244ZM247 64H248V63H247ZM249 64H250V63H249ZM132 65H133V64H132ZM136 65H137V64H136ZM168 65H169V66H168ZM200 65H199V66H200ZM236 65H237V64H236ZM238 65H240V64H238ZM256 65L254 64V66H256ZM134 66H135V65H134ZM142 66H143V67H142ZM148 66H149V65H148ZM178 66H181V67H178ZM232 66L234 67L233 69H237V68H235L234 64L231 65V67H232ZM245 66L247 67V65H244V66H243L245 70H250V69L253 67L252 65H251L252 67L249 66V67H247V68H246ZM170 67H171L173 70H176V71L173 72V70H172ZM193 67H194L195 69H194ZM236 67H238V66H236ZM250 67H251V68H250ZM87 68H88V66H87ZM90 68H91V67H90ZM119 68H121V69H119ZM135 68H136V70L138 71V68H137L136 66H135ZM183 68L186 69V70H189V69L191 68L190 71H189V74H190V73H191V74L193 73V74H192V75L190 74L189 76H187L188 73H187V71L184 70ZM187 68H188V69H187ZM248 68H249V69H248ZM259 68H260V67H259ZM91 69H92V68H91ZM115 69H116V70H115ZM124 69L126 70V73L124 72V71H125ZM233 69H232V68H231V69L229 68L228 72L230 71V73H231V70H233ZM241 69H242V68L239 66V69H237V70H236L235 72H233V73L236 74V72H237V76L241 77L242 74H245V73H244L245 70L242 71L243 69H242V70H241ZM253 69H255V70H252L253 72L256 71V68L253 67ZM89 70H90V69H89ZM110 70H111V71H110ZM118 70H119V71H118ZM120 70H121V71H120ZM158 70H159V72L161 73V76H162V77H161L160 74H159L160 78H159V77L157 78V76H156V75H158ZM179 70H180V71H179ZM183 70H184V71H183ZM193 70H194V71H193ZM238 70L242 71L243 73L241 72L242 74L240 75V73L238 72ZM122 71H123V72H122ZM156 71H157V74L155 75ZM85 72H86V70H85ZM112 72H113L114 75L112 74ZM127 72H128V73H127ZM132 72H133V73H132ZM181 72H182V73H181ZM183 72H184V73H183ZM185 72H186L187 75L185 74ZM90 73H91V72H90ZM90 73H89V74H90ZM109 73H111L112 75L109 74ZM118 73H119V74H118ZM121 73H122V74H121ZM134 73H135V74H134ZM145 73H147V74H145ZM149 73H150V75H148ZM180 73H181V74H180ZM230 73H228V74L226 73V75H227L228 77L233 78V77H234L233 74L231 75ZM249 73H250V71H249ZM255 73H256V72H255ZM257 73H258V72H257ZM259 73H260V71H259ZM100 74H102V73L100 72ZM127 74H128V75H127ZM129 74H130V75H129ZM131 74H133V75H131ZM166 74H168V75H166ZM169 74H171L170 80L167 79V78L170 76ZM173 74H174V75H173ZM178 74H179L180 76H179ZM182 74H183V75H182ZM235 74H234V75H235ZM246 74H247V73H246ZM252 74H253V73H252ZM252 74H251V75H252ZM260 74H261V73H260ZM125 75H127V76H125ZM134 75H135L136 79L133 78ZM145 75H147V77H145ZM151 75H152V76H151ZM163 75H164V76H163ZM175 75H178V79H180L179 77H181V75H182V76H186L184 79H185L187 82L189 81L190 78H191V81H193V82L189 81L188 83H186V81H185L184 79H183V80L180 79L179 81H176V80H178V79H174V78H173V77L177 78ZM248 75H250V74H248ZM248 75H247V76H248ZM88 76H89V75H88ZM100 76L102 77V75H100ZM100 76H99V77H100ZM112 76H114V78H110V79H109V77H112ZM117 76H118V77H117ZM120 76H121V77H120ZM130 76H131V77H130ZM232 76H233V77H232ZM255 76H256V75H254L253 77L255 78ZM258 76H259V75H258ZM260 76H261V75H260ZM142 77H144V79H143ZM150 77H151V78H150ZM154 77H155L156 79H155ZM235 77H236V76H235ZM239 77H238V78H239ZM242 77H243V75H242ZM250 77H251V76H250ZM250 77H249V78H250ZM256 77H257V76H256ZM94 78H95V77H94ZM152 78H153V79H152ZM162 78H163V79L165 78L167 82L164 81ZM181 78H182V77H181ZM236 78H237V77H236ZM238 78H237L236 80H233V81H237ZM243 78H244V77H243ZM259 78H260V77H259ZM46 79H47V78H46ZM97 79H98V78H97ZM108 79H109V80H108ZM117 79H118L119 81H118ZM150 79H151V82L154 80V81L152 82V85H153L152 87H149V86L151 85ZM172 79H173L174 82H175V81H176V82L173 83V84H170V86H169V83H172V82H173V81H171ZM234 79H235V78H234ZM239 79H240V78H239ZM244 79H245L247 82H249V80H250V79H248V77H247V79H246V77H245ZM257 79H258V78H257ZM50 80H52V79H51V78L48 79L47 82H49ZM95 80H96V79H95ZM106 80H107V83H104ZM113 80H114V81H113ZM116 80H117V81H116ZM168 80H169V83H168ZM97 81H98V80H97ZM134 81L137 82V84H138L137 87H139V88L136 87V85H135L136 83H135ZM162 81H163L164 83H165V82L168 83V84L165 83V84H166V87L164 86L165 84H164ZM195 81H196V79H195ZM253 81H255V80H254V79L251 80V82H253ZM40 82H41V80H40ZM47 82H45V80H44V81L42 80L43 87H46V88H39V86H41V83H40V85H38V87H37V85H36L35 88H36V89H37V88L40 89V91H41V89H45V90H47V85H46ZM55 82H56V84H54ZM92 82H93V81H92ZM95 82H96V81H95ZM95 82H94V84H95ZM121 82H122V81H121ZM131 82H132V81H131ZM146 82L148 83V85H143V84H147ZM157 82H158V83H157ZM251 82H249V83L251 84ZM255 82H256V81H255ZM44 83H45V84H44ZM87 83H88V82H87ZM87 83H84V85H86ZM149 83H150V84H149ZM155 83H156V84H155ZM249 83H248V84H249ZM257 83H258V82H257ZM52 84L54 85V86H53V90H52V88H51V89L48 91L50 95H51V93H55V92L58 90V89H57V88H58V87H57L58 84H57V81H56L55 79H53L51 82H49V85L52 86ZM91 84H92V83H91ZM105 84H106V85H105ZM157 84H158V85L160 84V86L158 87ZM162 84H164V85H162ZM179 84H178V85H179ZM252 84H253V83H252ZM252 84H251V85H252ZM44 85H46V86H44ZM97 85H98V84H97ZM140 85H141L142 87H140ZM156 85H157V86H156ZM171 85H172V86H171ZM178 85H177V86H178ZM254 85H255V84H254ZM51 86H50V87H51ZM77 86H79V85H77ZM77 86H76V87H70V86H67V90L63 89V90H65V91L69 92V93H66V96H65V94L63 95L65 100L61 99V97H60L61 94H62L63 92L61 93V91H60V93H61L60 96H58V92H59V91L56 92L55 95L58 96V97H60V98H58V100H57V97H53V99H54V101H55V99H56V100L59 102L58 104H59V108H60V109L57 108L58 105H57V107H56V104L54 103V104H55V108H57V111H59V110L61 111V112H59V113L57 112L58 114H56V115H59V116H60V115H62V112H63V111H64V113H65L66 110H68L69 108L73 107V105H72V100H71V99H73V101L75 102V101L77 100L76 97H80V96L87 95V93L85 94V92H89V91H87L88 89L85 91V89L82 88V86H83V85H82L81 88L83 89L84 92H83V95H81V93H80V95H79L78 93H76V91H78V89L76 90ZM93 86H94V85H93ZM103 86H102V87H103ZM155 86H156V87H155ZM168 86H169V87H168ZM90 87H92V86L90 85ZM128 87H129V88H128ZM145 87H146V88L148 87V88L146 89ZM153 87H154V88H153ZM170 87H171V88H170ZM256 87H257V85H256ZM35 88H34V89H35ZM98 88H99V86H98ZM141 88H142V89H141ZM152 88H153V91H152ZM155 88H157V89H155ZM34 89H32L31 91H34ZM54 89H55V90H54ZM102 89H103V88H102ZM106 89H107V87H106ZM145 89H146V91H145ZM149 89H150V90H149ZM154 89H155V90H154ZM165 89H166V90H165ZM178 89H179V88H178ZM61 90H62V89H61ZM90 90H94V89H91V88H90ZM95 90H96V87H95ZM97 90H98V89H97ZM103 90H104V89H103ZM141 90H142L143 92H146V94H148V93H150V92H152V93H151V94H148V95H150V97H149L148 95L145 94V95L143 96V98H142L141 95H143L144 93H142ZM147 90H148V91H147ZM164 90H165V91H164ZM175 90L177 91L176 88L174 89V91H175ZM196 90H197V88H196ZM65 91H64V93H65ZM138 91L140 92V96L138 95L139 93H136V92H138ZM166 91H167V92H166ZM169 91H171V92H169ZM176 91H175V92H176ZM181 91H182V90H181ZM43 92H45V91L43 90ZM93 92L97 93L96 91H93ZM99 92H100V91H99ZM126 92H127V93H126ZM147 92H148V93H147ZM160 92H161V93H160ZM189 92H190V91H189ZM191 92H192V91H191ZM191 92H190V93H191ZM95 93H94V94H95ZM100 93H102V92H100ZM167 93H168V95H167ZM49 94H48V95H49ZM67 94H68V95H67ZM75 94H76V95H75ZM136 94H137V95H136ZM181 94H183V93H181ZM192 94H193V93H192ZM192 94H191V95H192ZM194 94H195V93H194ZM44 95H45V94H44ZM73 95L75 96L74 98H73ZM88 95H89V94H88ZM88 95H87V96H88ZM90 95H91V94H90ZM95 95H96V94H95ZM53 96H54V95H53ZM63 96H62V98H63ZM69 96H70V97H69ZM87 96H86V97H87ZM114 96H116V95H114ZM137 96H139V97H137ZM145 96H146V97H145ZM186 96H187V97H186ZM186 96H185L184 98H187L188 101L190 100V103H192L191 101H192V100L194 101V98H195V99H196V102H197V106H196V107H197V108L199 107V104H200V103L198 102L199 100H198L197 97L194 96V98H193V97L190 96L189 94H186ZM65 97H67V98H65ZM90 97H91V96H90ZM92 97H93V96H92ZM140 97H141V98H140ZM144 97H145L146 99H144ZM39 98H40V97H39ZM133 98H134V99H133ZM136 98L138 99V101H141V102H138ZM181 98H182V97H181ZM42 99H43V98H42ZM60 99H61V100H60ZM68 99H69V100H68ZM75 99H76V100H75ZM80 99H81V98H79L78 100H80ZM83 99H84V98H82V100H83ZM87 99H89V97H88ZM87 99H84V100H87ZM121 99H122V100H121ZM139 99H142V100H139ZM143 99H144V100H143ZM169 99H170V100H169ZM51 100H52V99L50 98V101H51ZM78 100H77V101H78ZM82 100H81V101H82ZM84 100H83V101H84ZM145 100H146V102H145ZM167 100L169 101V103H168ZM177 100H178L179 102H178ZM38 101H39V100H38ZM52 101H53V100H52ZM81 101H80V102H81ZM136 101H137V102H136ZM188 101H187V102H188ZM31 102H32V101H31ZM31 102H29L27 105L30 106L31 104H33V103H31ZM35 102H36V101H35ZM133 102H134V103H133ZM144 102L147 103V105L144 104ZM148 102H149V103H148ZM181 102H182V100H181ZM184 102H185V101H184ZM196 102H195V103H196ZM39 103H43V101H39ZM39 103H38V104H39ZM78 103H79V102H78ZM139 103H141V104H139ZM155 103H156L157 107H156ZM190 103H188V104H190ZM35 104H37V103H35ZM45 104H47V103H45ZM49 104H50V103H49ZM54 104H53V105H54ZM75 104H76V102L74 103V105H75ZM118 104H120V106H119ZM142 104H144V105H142ZM153 104H154L155 107L153 106ZM166 104H167V106H166ZM27 105H26V106H27ZM43 105H44V104H42L41 107H43ZM107 105H108V106H107ZM123 105L126 106V107H123ZM145 105H146V106H145ZM148 105H149V106H148ZM179 105H180V104H179ZM32 106H33V105H32ZM49 106H51V105H49ZM152 106H153V107H152ZM171 106H172V105H171ZM192 106H193V108L195 107L194 103H193ZM122 107H123V108H122ZM140 107H141V108H140ZM169 107H170V108H169ZM181 107H182V106H181ZM181 107H180V110H181V109L183 110V108H184L185 106H183V108H181ZM186 107H187V106H186ZM186 107H185V108H186ZM27 108H28V107H27ZM31 108H32V107H31ZM36 108H37V107H36ZM39 108H40V107H39ZM46 108H49V107H48V106L44 107V110H45ZM53 108H54V106H53ZM55 108H54V109H55ZM174 108H175V107H174ZM185 108H184V109H185ZM50 109H51V108H50ZM50 109H49V111H50ZM54 109H53V110H54ZM115 109H116V110H115ZM138 109H137V110H138ZM143 109H144V108H143ZM171 109H172V110H171ZM187 109H188V108H187ZM30 110H31V109H30ZM42 110H43V109H42ZM47 110H48V109H46L45 111H47ZM104 110H105V109H104V107H103V108L100 110L101 113H100V111L98 112V114H99V113H100V114H99V116H97V117H100L101 115H102V117H103V116L105 115V113H106V114L108 113V112H106V111H104ZM133 110H134V112H133ZM141 110H142V109H141ZM144 110H145V109H144ZM180 110H179V112H180ZM191 110H192V109H191ZM191 110H190V111H191ZM196 110H197V109H196ZM35 111H38V110H37V109H36V110L34 109V112H35ZM40 111H41V109H40ZM51 111H52V110H51ZM51 111H50V112H51ZM54 111H55V110H54ZM139 111H140V110H139ZM146 111H147V110H146ZM167 111H166V112H167ZM177 111H178V110H176V113H177ZM26 112H28V111H26ZM29 112H30V111H29ZM43 112H44V111H43ZM66 112H67V111H66ZM140 112H141V111H140ZM192 112H194V110H193ZM24 113H25V111H24ZM35 113L37 114V112H35ZM48 113H49V112H48ZM52 113H53V112H52ZM122 113L125 114L126 116H125V115H122ZM145 113H146V112H145ZM162 113H163V115H162ZM170 113H171V112H170ZM174 113H175V112H174ZM27 114H28V113H27ZM40 114L42 115L41 112H40ZM40 114H38V115H40ZM44 114H45V113H44ZM119 114H120V115H119ZM138 114H139V113H138ZM141 114H142V113H141ZM185 114H186V113H185ZM189 114H190V113H189ZM25 115H26V114H25ZM38 115H36V118H37L36 120H37V121H36L35 123H33V125H32L33 127L36 126V123H37L38 121H39V122H38V124H39L40 122L43 123V122H44V119H46L44 116H43V118H39ZM49 115H50V114H49ZM49 115H47V117H48ZM52 115H53V114H52ZM127 115H128V116H127ZM151 115H153V114H151ZM165 115H166V114H165ZM31 116H32V117H31ZM92 116H93V115H91V114L88 115L89 118H90V117L92 118ZM105 116H111V115L108 114V115H105ZM124 116H125V118H124ZM135 116H136V115H135ZM172 116H173V114H172ZM174 116H175V115H174ZM176 116H177V115H176ZM181 116H184V115H181ZM187 116H188V115H187ZM189 116H190V115H189ZM23 117H24V114H23ZM25 117H27V116H25ZM25 117H24V118H25ZM40 117H41V116H40ZM126 117H127V118H126ZM137 117H139V115H137ZM141 117H142V116H141ZM160 117H161V118H160ZM179 117H180V116H179ZM179 117H178V118H179ZM27 118H31V120H34V119H32V118H35V117H33V114H32V115L30 114V117H29V115H28ZM49 118H50V117H49ZM53 118H54V117H53ZM55 118H56V117H55ZM104 118H105V117H104ZM107 118H108V117H107ZM110 118H111V117H110ZM119 118H120V119H119ZM139 118H140V117H139ZM147 118H148V117H144V115H143V117L140 118V119H142V120L146 119V121H147ZM150 118H148V119H150ZM163 118H164V117H163ZM172 118H174V117H172ZM185 118H186V117H185ZM100 119H101V118H100ZM100 119H99V120H100ZM134 119H135V118H134ZM168 119H170V118L167 117L166 120H168ZM29 120H30V119H29ZM46 120H49V119L47 118ZM55 120H56V119H55ZM78 120H79V119L73 121V123L76 124ZM89 120H90V119H89ZM91 120H92V119H91ZM101 120H102V119H101ZM101 120H100V121H101ZM108 120H110V119L108 118ZM112 120H113V118H112ZM170 120H171V119H170ZM181 120H182V119H181ZM183 120H185V119H183ZM24 121H26V120H24ZM24 121H23V122H24ZM34 121H35V120H34ZM131 121H132V122H131ZM134 121H135V120H134ZM144 121H145V120H144ZM155 121H156V120H155ZM175 121H176V120H175ZM52 122H53V121H52ZM75 122H76V123H75ZM78 122H79V121H78ZM101 122H102V121H101ZM104 122H106V121H103L102 123H104ZM112 122H113V121H112ZM114 122H116V121H114ZM138 122H139V120H138ZM148 122H149V121H147L145 124H147ZM150 122H151V121H150ZM159 122H160V121H159ZM25 123H26V122H25ZM49 123H51V122H47V123H45V124L43 123V125H44V126H45V125L48 126ZM79 123H81V121H80ZM108 123H109V121H108ZM110 123H111V122H110ZM124 123H125V124H124ZM135 123H136V122H135ZM163 123H164V121H163ZM172 123H173V124H177V123H179V121L176 122V123L172 121L171 124H172ZM182 123H183V121H182ZM38 124H37V125H38ZM52 124H53V123H51V125H52ZM77 124H78V123H77ZM106 124H107V123H106ZM117 124H119V123H117ZM138 124H139V123H137V125H138ZM141 124H142V125H141ZM141 124H139V125H140V126H139V131H138V133L135 134V136H138L137 134L140 135V133L142 134V132H144V134H145V131H144V130H145V127L143 126V123H141ZM149 124H150V123H149ZM154 124L156 125V123H154ZM154 124H152V125H154ZM169 124H170V123H169ZM55 125H58V124H55V123H54V124H53L54 128H53V127H50V128H51V129H50V128L48 127V129H46V130H49V129L52 130V128H53V129L57 128V126L55 127ZM79 125H80V124H78V127H79ZM109 125H110V124H109ZM109 125H107V127H106L105 124H104V125H103V124H102V125L100 124V129H99V131H101V133H102V132L105 133V129H104V128L106 127V128H107V133H108V131H109V132L112 131V132H114V133L117 132L121 137H124L125 129H126V131H128L126 127L123 128L122 126H120V127L118 128V129H119V132H118V129H117L115 126L113 127V125H110V126H109ZM114 125H115V124H114ZM131 125H132V124H131ZM155 125H154V126H155ZM157 125H158V124H157ZM162 125H163V124H162ZM21 126H23V125H21ZM24 126H25V125H24ZM71 126H72V128H71L72 130H73L74 128H75V130H76V127H75V126H77V125L73 126V125L71 124ZM102 126H104V127H102ZM108 126H109V127H108ZM148 126H151V124L148 125ZM26 127H27V126H26ZM38 127H39V125H38ZM38 127H37V128L34 127V128H35V129H34V128H32V127L30 126V129L28 128V129H29V130H28L29 133H30L31 128H32L33 132H35V131L38 129ZM40 127H41V126H40ZM130 127H131V126H130ZM133 127H134V126H133ZM165 127H166V126H165ZM165 127H164V128H165ZM46 128H47V127H46ZM59 128H61V129H62V128H63V129H66V128H64V127H59ZM135 128H136V126H135ZM148 128H149V127H148ZM148 128H147V129H148ZM160 128H161V127H160ZM17 129H18V128H17ZM21 129H22V128H21ZM21 129H20V130L18 129V130L21 131ZM67 129H68V128H67ZM71 129H70V128L68 129V131L70 132L71 135H70L69 132H67V131H64V130H62V131L68 133L69 136H72V135H73L72 133H74V131L72 132ZM77 129H78V128H77ZM130 129H131V128H130ZM132 129L134 130V128H132ZM137 129H138V128H137ZM152 129H154V128H152ZM152 129H151V130H152ZM161 129H162V128H161ZM24 130H26V129H23V131H24ZM44 130H45V129H44ZM59 130H60V129H59ZM11 131H13V133H14V131H17V130L11 129V130H9V132H8L7 134L11 133ZM19 131H18L17 134H19ZM23 131H22V133H23ZM62 131L60 130L59 132L61 133ZM135 131L137 132V130H135ZM148 131H150V130H148ZM152 131H153V130H152ZM159 131H160V130H159ZM79 132H80L79 130L75 131L76 134H78ZM139 132H140V133H139ZM25 133H27V132H25ZM25 133H24V134H25ZM29 133H28V134H29ZM60 133H57V135H59ZM75 133H74V138H75V140H77V139H79V138H80V140H81L83 136H82V135H79V136H81V137L78 136L79 138L76 139V136H77V135H75ZM80 133H81V132H80ZM80 133H79V134H80ZM98 133H99V132H98ZM127 133H128V132H127ZM131 133H132V132H131ZM147 133H148V132H147ZM150 133H151V132H150ZM152 133H153V132H152ZM154 133H156V132H154ZM161 133H162V132H161ZM161 133H160L159 135H162V134H163V133H162V134H161ZM61 134H62V133H61ZM61 134H60L59 136H61ZM63 134H64V133H63ZM108 134H109V133H108ZM108 134H106L107 137H109V136L111 135V134H110V135H108ZM132 134H133V133H132ZM66 135H67V134H66ZM68 135H67V136H68ZM112 135H113V134H112ZM115 135H116V134H115ZM129 135H130V134H129ZM133 135H134V134H133ZM148 135H149V134H148ZM151 135H152V134H151ZM159 135H158V136H159ZM5 136H7V135H5ZM11 136H12V135H11ZM15 136H16V133H15ZM17 136H19V135H17ZM59 136H58V138L55 136L53 140L50 139L47 143H48L49 145H50V143L53 144V142L56 143L57 140H58L59 138L61 139V137H59ZM67 136H65V135L62 136V137H66L65 139H64V138L61 139L62 142H63V140H66V141H67V139H68V137H69V136H68V137H67ZM106 136H105V137H106ZM131 136H132V135H131ZM144 136H145V135H144ZM153 136H156V134L153 135ZM23 137H26V135L23 136ZM105 137H104V138H105ZM113 137H114V136H113ZM117 137H118V136H117ZM125 137H126V136H125ZM133 137H134V136H133ZM145 137H146L147 142L150 141V138H151V139L153 138V137H151L150 135H149L148 137H147V136H145ZM159 137H160V136H159ZM161 137H162V136H161ZM12 138H13V137H12ZM18 138H19V137H18ZM74 138H73V139H74ZM83 138H85V137H83ZM136 138H137V137H136ZM140 138H141V137H140ZM155 138H156V137H155ZM15 139H16V138H15ZM56 139H57V140H56ZM106 139H107V138H106ZM120 139H121V138H120ZM120 139H119V140H120ZM129 139H130V138H129ZM158 139H159V138H158ZM6 140L8 141V138L4 139L5 142L2 141V142L4 143L3 145H5V143H7ZM13 140H14V139H13ZM51 140H52V141H51ZM61 140H60V141H61ZM70 140H72V139H70ZM70 140H68V144H69V141H70ZM75 140H74V141H75ZM85 140H86V139H85ZM122 140H123V138H122ZM137 140H138V139H137ZM139 140H143V139H139ZM60 141H58V142H60ZM86 141H87V140H86ZM107 141H108V140H107ZM115 141H117V140H115ZM115 141H114V143H115ZM127 141H130L131 143H130V142L126 143V142L122 141V142H119V144L121 145V147L126 148L128 151L131 150L132 147H133V149H134V148H135V147H134L135 144H134V146H133V142H136L135 139H134V140L132 139V141H131V140H127ZM2 142H1V143H2ZM9 142H11V140H10ZM12 142H13V141H12ZM12 142H11V143H12ZM58 142H57V143H58ZM70 142H71V141H70ZM77 142H78V143H77ZM77 142L75 141V144H78V145H79L80 151H79V150H78V151H75V153H72V152H73L74 150H76V148H74V150H73L72 152H70V149H69L70 147H67V145L64 144V142H63V144H62V143H58V144H56L57 147H59V149H60V152H59L60 154L57 152V153H58V156L56 157V155H55L56 158L54 157L53 154L51 155V153H53L52 150H54V149H52L53 147H51V146H53V145L50 146V150H49V148H48L49 153L47 152V148L45 147V148H46V152L48 153V154H47V158H46V160H45V157H44V155H46V153H45V151H43V150H41V149L39 150L40 153H39L38 150H36V152H35V150H31V149H29V151H28V150L24 151L25 153H27V151H28V154H27L28 156L25 155L26 158L24 157V160H25V162H27V163H24V165H23V166H24V167H23V172H24L25 174L28 173V175H32V174H33V175H36V174H37L36 172H39V170L42 171V169H39V170L37 171L36 169H33V170H32V168H34L36 164H39V161H40L39 159H41L40 156L43 155L42 158H44V160H45L46 162H43V163H44V164H43L44 166L42 165V168H43V170H44V171H43L44 173H40V174H42L41 176L45 177V178H44V183H45L44 185H45L46 190H48V192H50L51 189H53L52 191H54V189H56L59 185H60V186L63 185L64 182H66V179H67V178H66V179L62 178V179H64V180H63V181H60V179H61L60 175H61V174H56V171H57V173H58V172L62 173V175H64V176H62V177H67V176H65L64 173H65L66 171H68L70 167H68V169H67L66 166H65V169H67V170H65V169H64V165H67L68 163H69L68 166H70L71 163H74L75 165H77L76 163H78V159L80 158V159H79V162H80V160H81V154H79V153H81L82 151L85 152V154H86L85 156H89V154H91V155L93 154L92 152L89 153V154H88V152H86V150H88V148H91L90 145H85L84 143H83L82 145H80V144L82 143V140H81V143H80V141H77ZM103 142H104V141H103ZM108 142H109V141H108ZM108 142H106L107 146L109 145ZM112 142H113V141H112ZM140 142H141V141H140ZM140 142H137V143H140ZM142 142H143V141H142ZM45 143H46V142H45ZM65 143H66V142H65ZM86 143H87V142H86ZM7 144H8V143H7ZM9 144H10V143H9ZM9 144H8L7 146H9ZM88 144H89V143H88ZM141 144H143V143H141ZM1 145H2V144H1ZM3 145H2V146H3ZM10 145H11V144H10ZM54 145H55V144H54ZM157 145H158V144H157ZM5 146H6V145H5ZM7 146H6V147H7ZM44 146H45V145H44ZM44 146H43V147H44ZM46 146H47V144H46ZM62 146H64V148H63ZM65 146H66V147H65ZM68 146H69V145H68ZM74 146H75L74 144L71 145V150H72V148H73ZM103 146H104V145H103ZM109 146H110V145H109ZM115 146H116V143H115ZM142 146H143V145H142ZM142 146H141V147H142ZM144 146H145V145H144ZM152 146H153V145H151V147H152ZM48 147H49V146H48ZM111 147H112L113 150H114L115 147H114L113 144L111 145ZM111 147H109V148L111 149ZM121 147L118 146V143H117L116 154H115L116 157L119 156L118 154H120V155H121V158H123V155H124V154H123V151L121 150V149H123V148H121ZM141 147H140V148H141ZM155 147H156V146H155ZM157 147H158V146H157ZM157 147H156L155 149H157ZM165 147H166V145L164 146V148H165ZM2 148H4V146H3ZM10 148H11V147H10ZM10 148H8L9 151H10V150L12 151V149L14 148V144H13L12 148H11V149H10ZM45 148H44V149H45ZM55 148H56V147H55ZM102 148H103V147H102ZM109 148H108V149H109ZM145 148H146V147H145ZM147 148H148V147H147ZM147 148H146V149H147ZM152 148H154V147H152ZM42 149H43V148H42ZM51 149H52V150H51ZM67 149H68V150H67ZM105 149H106V148H105ZM105 149H104V150H105ZM142 149H143V148H142ZM158 149H160V148H158ZM6 150H7V149H6ZM6 150H5V151H6ZM56 150H57V149H56ZM118 150H120V151H118ZM135 150H136V149H135ZM135 150H134V151H135ZM144 150H145V149H144ZM149 150H150V149H149ZM163 150H164V149H163ZM163 150H162V151H163ZM166 150H167V149H166ZM166 150H165V151H166ZM11 151H10V152H11ZM41 151H42V153H41ZM111 151H112V150H111ZM162 151H161V152H162ZM2 152H3V149H2ZM2 152H1V149H0V153H2ZM7 152H8V150H7ZM7 152H4V153H7ZM37 152L39 153V155H37V154H38ZM54 152H55V151H54ZM69 152H70L72 155H73V154H74V155H75V154H77V155L79 154L80 157H79L78 159L76 158L77 160L74 159L73 162H72L73 159H72V160H69V159H68L69 161H66V159H65V161H64V157H67V158H68L69 156H72V155H68ZM105 152H106V151H105ZM109 152H110V150H109ZM112 152H113V151H112ZM129 152H132V151H129ZM135 152H138V151H135ZM139 152H140V151H139ZM150 152H151V150H150ZM158 152H159V150H158ZM161 152H160V153H161ZM57 153H55V154H57ZM66 153H67V154H66ZM82 153H83V152H82ZM101 153H102V152H101ZM132 153H133V152H132ZM143 153H144V152H143ZM147 153H148L147 150H145V154H144V155H146ZM152 153H153V152H152ZM152 153H151V154H152ZM160 153H159V154H160ZM162 153H163V152H162ZM167 153H168V151H167ZM167 153H166V154H167ZM8 154H9V153H8ZM65 154H66V155H65ZM83 154H84V153H83ZM95 154H96V153H95ZM103 154H104V152H103ZM113 154H114V153H113ZM128 154H129V153H128ZM134 154H136V153H134ZM141 154H142V153L136 154V155H137V158L139 159V161H140V160H144V159H142L144 155L142 156ZM77 155H76V156H77ZM79 155H78V156H79ZM105 155H106V153H105ZM105 155H104V156H105ZM125 155H126V152H125ZM131 155L133 156V154H131ZM5 156H6L7 160L10 159V155H7V154H6ZM7 156H8L9 158H8ZM38 156H39V157H38ZM83 156H84V155H83ZM85 156H84V159H85ZM95 156H96V155H95ZM97 156H98V155H97ZM109 156H110V155H109ZM113 156H114V155H113ZM127 156H128V155H127ZM74 157H75V156H74ZM74 157H73V158H74ZM90 157H91V156H90ZM99 157H100V156H99ZM133 157H134V156H133ZM133 157H131V158L129 157V158L133 160ZM145 157H146L145 159H147V158H148V155H146ZM149 157H150V156H149ZM60 158L62 159V161H61ZM101 158H102V156H101ZM127 158H128V157H126V159H127ZM135 158H136V157H135ZM135 158H134V159H135ZM137 158H136V159H137ZM82 159H83V158H82ZM88 159H89V158H88ZM88 159L86 158V160H88ZM96 159H97V158H96ZM116 159H117V158H116ZM30 160H34V161H30ZM38 160H39V161H38ZM44 160L41 159V162L44 161ZM75 160H76V161H75ZM86 160H85V161H86ZM109 160H110V158H109ZM118 160H119V157H118ZM121 160H122V161H120L121 163H124V162H125L124 159H121ZM85 161L83 160L82 162H80V165H81L82 163H84ZM102 161H103V163H102V166H101V167H103L104 165H105V166L108 165V166H109L108 168L117 167V165L120 163V162H119V163L116 164V161H115V163H113L114 161H112V158H111V160H110V161H112V162H110V161L107 162V160H106V161L102 160ZM102 161H101V162H102ZM123 161H124V162H123ZM133 161H136V160H133ZM12 162H13V161H9V165H11ZM30 162H31V163H30ZM33 162H38V163H34V166H33V164H32ZM41 162H40V163H41ZM53 162H54V163H53ZM97 162H98V161H97ZM117 162H118V161H117ZM136 162H137V161H136ZM29 163H30V164H29ZM55 163H58V164H56L55 167H54V164H55ZM62 163H63V164H62ZM137 163H138V162H137ZM85 164H86V163H85ZM100 164H101V163H100ZM133 164H134V162H133ZM146 164H147V163H146ZM39 165L41 166V164H39ZM60 165H61V166H60ZM75 165H74V166H75ZM80 165H78L79 169H81V168L83 169V168L85 167V165L82 166L83 164H82L81 166H80ZM123 165H124V164H123ZM118 166H119V165H118ZM133 166H134V167H135V166L137 167V165H133ZM51 167H52V168H51ZM72 167H73V166H72ZM78 167H76V168L73 167L74 169H72V170L75 171ZM38 168H41V167L38 166L37 169H38ZM58 168H59V169L61 168L63 171L56 170V169H58ZM85 168H86V167H85ZM30 169H31V171H30ZM52 169H53V170H52ZM54 169L56 170L55 173L52 172V171H54ZM61 169H60V170H61ZM24 170H25V171H24ZM50 170H51V172H50ZM26 171H27V172H26ZM48 171H49L50 173H47ZM71 172H72V171L70 170V173H71ZM45 173H46V174H45ZM11 174H12V170L9 171V176H11ZM47 174H48V175H47ZM55 174H56L57 176H56ZM68 174H69V173H68ZM68 174H67V175H68ZM49 175H51L52 178H53V180H55V181H56L59 177H60V178L58 179V182L55 183V181H52V179H49L48 177L46 178V176H49ZM51 176H49V177L51 178ZM55 178H56V179H55ZM48 179L51 180V181H49ZM62 179H61V180H62ZM45 180H46V181H45ZM47 180H48V181H47ZM59 181H60V182H59ZM51 182H52V183L54 182L55 184H52ZM47 183H51V184H48V188H47V185H46ZM52 185H53V186H52ZM49 189H50V190H49ZM58 189H59V187L55 190V192H56ZM62 190H63V189H62ZM58 191H59V190H58ZM46 192H47V191H46ZM46 192H45V193H46ZM45 193H43L42 197L40 196L39 198H42V200H43V197H44V194H45ZM56 193H57V192H56ZM56 193H55V194H56ZM46 194H47V193H46ZM48 194H50L51 196H52V194H53L54 200L56 199L55 197H58V196H59V197H62V195H63L62 191H61L60 193L56 194V195L54 194V192H52V193L50 192V193H48ZM48 194L46 195V197L49 196ZM54 195H55V196H54ZM57 195H58V196H57ZM51 196H49V197H51ZM29 197H30V196H29ZM32 197H36V196H32ZM46 197H45V198H46ZM30 198H31V197H30ZM28 199H29V198H27V200H28ZM50 199H51V198H49L48 201L43 200L44 207L47 208V210H48L47 212H49V208H50V206H51V203L53 202V201H52L53 198L51 199V201H49ZM10 200H11V199H10ZM27 200L25 201V199H24L23 201H24V203L29 202V203H27V205H28L27 207H29V204H30V203L32 204V208H30V210H31L30 213L33 211L32 214H34V212H35V213L38 215V218H37V216H36L35 214H34V215H35L36 217L33 216V215H32V216L35 217L36 219H41L40 216H42V218H43V216H44L45 214H41V215H39V214L37 213V212L40 211V209L37 208V207H40V206L42 207L43 204H42V205H41V204L39 205V203H38V206H37V207L35 206V203H36L37 201L35 202L34 200H39V199L32 198V199H29V201H27ZM30 200H33V202H35V203L33 204V202H31ZM42 200H41V201L39 200V201L42 202ZM0 202H1V201H0ZM22 203H23V202H22ZM45 203H46V204H45ZM47 203H48V204H47ZM31 204H30V205H31ZM1 205H2V204H1ZM1 205H0V206H1ZM24 205H26V204H24ZM24 205H23V206H24ZM27 207H26V210H27ZM48 207H49V208H48ZM14 208H15V207H14ZM21 208H22V206H21ZM42 208H43V207H42ZM10 209H12V207H11ZM43 209H44V208H43ZM43 209H42V210H43ZM4 210H5V209H4ZM13 210H15V209H13ZM37 210H38V211H37ZM45 210H46V209H45ZM5 211H8V212H9L10 210L6 209ZM27 211H28V210H27ZM43 211H44V210H43ZM43 211H42V212H43ZM8 212H7V213H8ZM15 212H16V211H14V215H17L19 212L21 213V209H20L19 212H17L16 214H15ZM22 212H24V210H23ZM47 212H45V213H47ZM5 213H6V212H5ZM20 213H19V215H22V214L25 215V213H27L26 216H25L26 218H28V216H30V213H29V212H24V213H22V214H20ZM43 213H44V212H43ZM28 214H29V215H28ZM51 214H52V213H50V214L47 213L46 215L48 216V215H51ZM14 215H13V216H14ZM24 215H23V217H24ZM51 216H52V215H51ZM51 216H50V217H51ZM62 216H63V217H66L65 215H60L59 217H62ZM16 217H17V216H16ZM18 217H19V218H23L22 216H18ZM30 217H31V216H30ZM50 217L48 216V218H50ZM3 218H4V217H3ZM52 218H53V217H52ZM17 219H18V218H17ZM23 219H24V218H23ZM50 219H51V218H50ZM61 219H62V218H61ZM0 221L4 222L3 220H0ZM2 222H1L0 224H2ZM1 226H3V225H1ZM1 226H0V227H1ZM5 226H6V225H5V222H4V226H3V228H4ZM48 231H51V230H48Z\"/></svg>",
    "mask_w": 264,
    "mask_h": 264
}]
</instances>
